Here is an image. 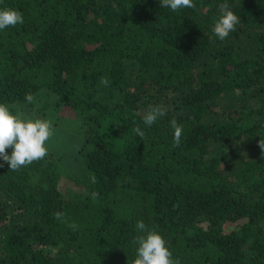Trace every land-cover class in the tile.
<instances>
[{
  "label": "trees",
  "instance_id": "obj_1",
  "mask_svg": "<svg viewBox=\"0 0 264 264\" xmlns=\"http://www.w3.org/2000/svg\"><path fill=\"white\" fill-rule=\"evenodd\" d=\"M225 2L240 21L221 41ZM193 3L0 0L24 20L0 30V103L70 108L81 142L74 190L49 146L0 158V264H132L141 220L180 264H264V0ZM150 105L167 111L147 126Z\"/></svg>",
  "mask_w": 264,
  "mask_h": 264
},
{
  "label": "clouds",
  "instance_id": "obj_2",
  "mask_svg": "<svg viewBox=\"0 0 264 264\" xmlns=\"http://www.w3.org/2000/svg\"><path fill=\"white\" fill-rule=\"evenodd\" d=\"M162 7L177 11L182 8L194 7L193 0H160ZM219 18L216 20L212 31L221 40H225L231 32L236 31L240 18L234 13L230 5L225 2L218 5ZM23 14L11 7L0 9V30L23 24ZM107 86V80L101 79ZM26 100L32 103V94H26ZM166 108L162 105H150L143 114L145 125H153L159 118L166 115ZM174 129V146H179L183 128L176 119L170 121ZM135 133L143 138L140 128L134 129ZM54 135L53 121L35 115H27L17 110L15 113L5 103H0V158L8 164L9 169L16 171L23 166L44 159L48 155L47 141ZM258 146L264 153V139L258 141ZM7 149H11L9 154ZM3 167V164H0ZM55 219L63 220L64 213L57 211ZM75 229L76 225H69ZM136 229L142 234L138 235L134 243H138L136 258L132 264H180L173 258L172 252L167 247L164 237L155 228L149 229L145 223L137 221Z\"/></svg>",
  "mask_w": 264,
  "mask_h": 264
},
{
  "label": "rangeland",
  "instance_id": "obj_3",
  "mask_svg": "<svg viewBox=\"0 0 264 264\" xmlns=\"http://www.w3.org/2000/svg\"><path fill=\"white\" fill-rule=\"evenodd\" d=\"M44 101L46 105L43 108L50 110L42 118L53 121L54 126V135L47 141V146L58 155L62 167L60 182L74 190L78 187L74 176L79 173L81 167L79 151L81 142L76 135L79 117L76 112L63 105L59 106L57 112H52L56 108L55 103L45 98Z\"/></svg>",
  "mask_w": 264,
  "mask_h": 264
}]
</instances>
